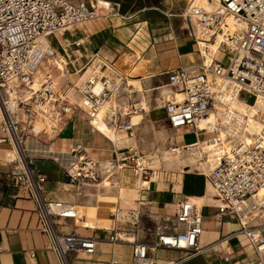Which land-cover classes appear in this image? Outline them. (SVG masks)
Here are the masks:
<instances>
[{"label":"built area","instance_id":"obj_1","mask_svg":"<svg viewBox=\"0 0 264 264\" xmlns=\"http://www.w3.org/2000/svg\"><path fill=\"white\" fill-rule=\"evenodd\" d=\"M90 1L0 0V142L14 151L8 158L14 164L9 175L16 177L35 201L42 230L50 238L47 248L59 264H65L67 252H91L93 241L56 229V220H75L77 211L71 204L42 198L38 185L43 178L33 176L29 168L32 156L39 154L57 162L60 154L48 151L39 136L49 139L57 135L74 107L80 108L91 124L102 118L98 114L108 104L113 130L126 133L132 127L129 121H118L119 76L92 68L75 87L78 98L71 104L67 98L69 86L57 87L47 62L53 50L41 42L42 38L100 15L116 14L118 9L116 2L105 0L96 7L97 0ZM178 16L202 59L197 66L167 72L172 91L163 104L166 124L173 130L214 134L202 142L212 148H201L192 156L200 168L211 165L203 175L222 203L219 212L234 216L239 224L237 232L247 238L257 264H264V238L260 234L264 221L247 225L256 216L264 219V111L258 104L264 102V0H188ZM213 44L215 49L211 51L209 46ZM217 50L226 55L225 64L213 62ZM241 92L252 97L249 104L242 101L244 112L231 106L232 101H240ZM142 109L138 105L121 113L134 114ZM209 114L213 120L199 127ZM248 118L256 119L260 130L248 132ZM36 124L38 129H34ZM242 135L249 136L250 141L245 143ZM195 143L172 145L169 150L175 155L187 154ZM33 144L39 145V151H32ZM111 152L108 159H93L77 147L66 154L67 161L60 167L74 186L109 181L123 169L134 178L147 179L145 160L137 147H114ZM138 217L136 210L114 214L116 221L130 225H136ZM200 221L197 206L184 199L175 214V222L184 226L182 231H158L155 241L148 245L121 232L109 239L131 245L132 264H155L147 254L150 250H182L186 256L200 253ZM223 259L227 261L226 256Z\"/></svg>","mask_w":264,"mask_h":264},{"label":"crops","instance_id":"obj_2","mask_svg":"<svg viewBox=\"0 0 264 264\" xmlns=\"http://www.w3.org/2000/svg\"><path fill=\"white\" fill-rule=\"evenodd\" d=\"M82 1L91 3L90 0ZM108 1L118 3L116 14L100 15L47 37L53 50L47 62L51 63L52 73L57 72L53 75L57 87L62 88L58 78L69 86L68 101L75 104L78 98L75 87L92 68L116 74L122 79L118 121H129L132 125L130 132L113 130L109 123L110 108L105 105L101 120L112 131L113 140L91 125L80 108L74 107L57 135L38 138L47 145L48 151L60 154L57 162L39 154L32 156L29 168L33 176L43 178L38 185L42 198L71 204L77 211L75 220H56V229L90 237L93 241L89 253L67 252L65 264H132L131 245L112 242L110 236L121 232L148 245L155 241L158 231H182L184 226L175 222V214L184 199L195 204L201 215L197 246L202 251L186 256L182 250H150L147 254L155 264L169 261L174 264H257L252 246L237 232V220L233 215L219 212L222 203L203 175L211 165L200 168L192 156L201 148L212 146L202 142L214 134L191 129L173 130L165 121L163 104L172 91L167 84V72L178 67L197 66L202 59L185 25L182 21L175 24L171 19L173 14L145 5L151 1L144 4L143 0ZM103 2L105 0H97V5ZM123 5L126 9L122 10L120 6ZM217 52L221 51L213 53V62L225 64L226 55L221 52L224 55L219 59ZM53 58L62 60L64 74L56 69ZM138 105L143 109L134 114L121 113ZM184 134H191L194 139L179 142ZM194 143L196 145L187 154L175 155L169 150L172 145ZM129 145L143 154L149 173L144 181L123 169L109 181L74 186L60 167L67 161L66 154L77 147L90 158L108 159L114 147ZM31 148L32 151L40 149L36 144ZM10 155L13 153L9 145L0 142V264H59L57 256L47 248L50 238L42 230L35 201L17 178L9 175L14 166L8 160ZM128 210L138 212L136 225L115 220L117 211ZM263 221L262 216H256L247 225L256 226ZM260 234L264 238L262 229Z\"/></svg>","mask_w":264,"mask_h":264},{"label":"bare ground","instance_id":"obj_3","mask_svg":"<svg viewBox=\"0 0 264 264\" xmlns=\"http://www.w3.org/2000/svg\"><path fill=\"white\" fill-rule=\"evenodd\" d=\"M202 2H203V0H202ZM104 4V3H103ZM95 5V4H94ZM96 7L98 6L97 5V2H96V5H95ZM56 33V32H55ZM51 35H54V34H51ZM50 36V35H49ZM49 36H47V37H49ZM47 37H45V38H42L41 39V42L44 44V45H47L48 43H47ZM209 48H210V50L211 51H214V49H215V44H213V45H210L209 46ZM53 56V55H52ZM51 57V56H50ZM49 58V57H48ZM53 64L55 65V67H56V69L58 70V71H60L62 74H64V67H63V62H62V60H57V59H53ZM36 85L34 84L33 85V87H35ZM179 96H181V94L179 95ZM258 104L260 105V107H261V109L264 111V102H258ZM231 106L233 107V108H235L236 110H238V111H240V112H244V109H245V103L244 102H242V101H238V100H236V101H232L231 102ZM103 112H105V110L103 109V110H101L100 111V113L98 114V116H101L102 114H103ZM263 115H264V112H263ZM249 119V121H248V132H250V133H254V132H256V131H258V130H260V123H258V121L256 120V119H252V118H248ZM211 120H213V117H212V115L211 114H209L208 116H207V119H205V120H201L200 122H199V127H201L203 124H205L206 122H209V121H211ZM92 125L99 131V132H101V133H103L104 135H106L107 137H109L110 139H115L114 138V135L112 134V131L109 129V127L99 118V120H95V121H93L92 122ZM39 128V124H36L35 126H34V129H38ZM242 140L245 142V143H248L249 141H250V137L249 136H245V135H242ZM212 148V146H209V147H207V149L208 150H210ZM12 153H14V151H12ZM137 179H139V178H137ZM142 181H144V180H142Z\"/></svg>","mask_w":264,"mask_h":264},{"label":"rangeland","instance_id":"obj_4","mask_svg":"<svg viewBox=\"0 0 264 264\" xmlns=\"http://www.w3.org/2000/svg\"><path fill=\"white\" fill-rule=\"evenodd\" d=\"M136 2H140L141 0H135ZM146 0H143L145 2ZM154 1V0H153ZM188 0H155L157 6L154 4H145V5H152L156 8H158L161 12H164L165 14H173V17H171L172 21L175 24H180L181 23V18L178 16L182 8L187 4ZM152 2V1H151ZM137 5V3H135ZM160 16L164 17L162 13L159 14ZM223 53L217 52L216 58H223ZM54 59V58H53ZM51 64V63H50ZM53 75L56 76L57 72L54 71ZM59 85H62V87L65 85L64 82H62V79L58 78L57 79ZM238 99L240 101H244L245 103L249 104L252 102V97H250L248 94L241 92L238 96ZM194 139V137L191 134H184L181 138H179V142H190Z\"/></svg>","mask_w":264,"mask_h":264},{"label":"trees","instance_id":"obj_5","mask_svg":"<svg viewBox=\"0 0 264 264\" xmlns=\"http://www.w3.org/2000/svg\"><path fill=\"white\" fill-rule=\"evenodd\" d=\"M124 1H130V0H124ZM149 1H152V3H153L154 5L156 4V2H154L155 0H154V1H153V0H146L145 2H143V4H144V3H149ZM156 5H157V4H156ZM120 9H122V10H123V9H126V5L120 6Z\"/></svg>","mask_w":264,"mask_h":264}]
</instances>
